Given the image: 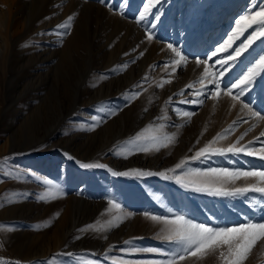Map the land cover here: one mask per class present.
<instances>
[{"label":"rangeland","instance_id":"rangeland-1","mask_svg":"<svg viewBox=\"0 0 264 264\" xmlns=\"http://www.w3.org/2000/svg\"><path fill=\"white\" fill-rule=\"evenodd\" d=\"M145 3L0 0V261L155 264L171 260L177 245L164 239L169 225L154 215L171 219L179 213L221 227L245 218L264 223V193L217 197L175 179L197 169L264 171V119L252 115L264 116V67L256 68L254 84L237 100L232 96L239 89L224 90L264 56V36L228 60L247 43L253 25L208 59L233 34L240 15L260 10L264 0H161L150 7L161 14L154 30L151 16L137 23ZM69 16L70 34L61 37L65 30L56 26ZM169 43L186 61L176 63ZM205 68L223 71L220 95L187 103L196 98L194 90L214 88ZM218 134L224 138L212 148H226L243 135L237 146L256 154L189 160ZM181 160L188 161L182 169L166 171ZM83 163L105 167L85 169ZM136 169L173 178L137 176ZM125 171L130 174L114 175ZM254 183L255 177H241L227 187ZM175 264L225 260L220 251H208ZM244 264H264V239L256 241Z\"/></svg>","mask_w":264,"mask_h":264},{"label":"snow or ice","instance_id":"snow-or-ice-1","mask_svg":"<svg viewBox=\"0 0 264 264\" xmlns=\"http://www.w3.org/2000/svg\"><path fill=\"white\" fill-rule=\"evenodd\" d=\"M126 2V0H125ZM161 0H147V3L143 6V11L139 13L137 23L143 22L148 16H151V20L149 22L150 28L155 29L157 24L161 23V14L159 9L157 8L156 13L150 12V7H155L159 5ZM74 20L73 16H69L67 21L57 25V29H64L65 31L58 33L59 36H67L70 34V30L72 27V22ZM236 29L233 34L228 37L219 47H217L208 57L211 59L213 56H216L218 52L226 50L233 42L234 38L242 34L243 31L251 28L253 25L257 27L253 29V31L249 34L247 38V43H242L237 49H235V56L229 54L228 60H234L236 57L240 56L242 52L246 51L253 42L259 39L261 36H264V7H261L260 10L251 12L250 14L240 15L239 19L235 22ZM148 40L153 39V34L151 31L148 32L147 35ZM264 42V41H262ZM27 46V45H26ZM168 49H171L179 60L176 63H179L181 60L186 61V57L182 54L181 51L177 50L171 43L167 45ZM142 55V53H141ZM197 65L207 64V60L196 61ZM217 64H226L227 61H221L217 59L215 61ZM122 67H127L126 65ZM257 67H264V56L260 57L259 61L252 68H249L247 73L239 78L232 84H225L224 90L227 94H231L233 89H239V91L232 96L233 100H237L240 95L244 93L247 88H250L254 84V74ZM116 69H113L115 71ZM223 71L219 72V74H212L209 72L207 68L204 69V77L209 79V83L214 85L213 89L208 90L206 93L203 90H194L192 95L196 98L190 101H186L187 103L193 104H202L203 101L199 99L201 95H205L207 98H215L220 95L221 91V82L219 81V76H223ZM147 80V77L144 78ZM201 83L203 82V77L201 78ZM162 86V85H161ZM243 86V87H242ZM137 88H142V85H137ZM188 87H192V85H188ZM183 94V92L181 93ZM134 97H138L140 92H134L132 94ZM171 100V98H169ZM245 107H248L245 104ZM184 116H192L194 113L184 112ZM252 115L258 117L259 119H264V116H260L259 113L253 112ZM99 123V121H97ZM235 124V122H234ZM95 127V125H93ZM231 129L226 130V133L230 132ZM247 133H245L246 135ZM264 136V132L261 133ZM223 136L219 134L217 137L210 141L209 144L205 145L203 148H200L195 152L193 157H190L189 160H196L201 158H209L211 155L215 154H239L246 153L247 155H255L252 150L247 145H240V141L244 139L242 135L239 139L229 145L226 148H212L211 145L215 143L216 140L223 139ZM199 143V140H197ZM253 141H249V144H252ZM164 147L167 144L162 145ZM147 151V149H143ZM261 151H264L262 149ZM71 158V157H69ZM260 159L264 160V155H260ZM186 160H181L179 163L175 165L174 169H168L166 171H171L175 173L176 169H182L183 166L187 163ZM81 167L85 169L91 168H103L105 165L96 164V163H83ZM137 176H145V175H159L164 179H172L166 174V172L152 173V172H144L142 170H132ZM130 173L125 172H115L116 176H128ZM195 176L197 179L184 181L181 179V176ZM248 177H255L258 180V184H247L242 187H227L228 184L234 183L235 180ZM175 179L177 183H180L181 186L185 188L191 187L192 190L196 192H202L211 196L217 197H239L245 196L247 193H264V171L258 170H230L226 168H210L206 171L202 170H194L189 172H182L180 175H176ZM51 183V182H47ZM44 199V197H41ZM147 215V213L145 214ZM173 218L168 217H159L152 216L153 220L163 219L164 222L169 225L167 228V235H165L164 239L169 242L177 245V250L172 252V259L168 261H159L155 262V264H175L177 259L184 260L186 256H196L197 254H205L208 251L216 252L220 251L221 257L224 258L225 264H244V261L247 259L250 250L254 247L256 241L258 239H264V223L253 222L250 219L245 218V222L240 223L238 225L231 226H209L203 223L194 222L191 218H186L185 215L179 213H173ZM91 227V226H89ZM83 231V229H81ZM125 244H129L130 241H125ZM144 251L148 252H159V249H144ZM168 254V253H165ZM67 255H71L70 253ZM0 264H13V262H3L0 261ZM15 264H19V262H15Z\"/></svg>","mask_w":264,"mask_h":264},{"label":"bare ground","instance_id":"bare-ground-1","mask_svg":"<svg viewBox=\"0 0 264 264\" xmlns=\"http://www.w3.org/2000/svg\"><path fill=\"white\" fill-rule=\"evenodd\" d=\"M9 21V19L8 20H6L4 23H3V27L4 28H7V22Z\"/></svg>","mask_w":264,"mask_h":264}]
</instances>
